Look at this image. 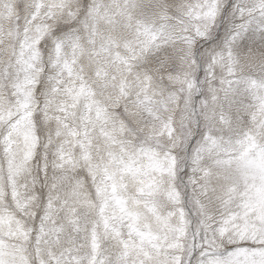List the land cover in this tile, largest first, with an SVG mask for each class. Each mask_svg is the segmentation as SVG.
<instances>
[{
  "label": "snow or ice",
  "instance_id": "1",
  "mask_svg": "<svg viewBox=\"0 0 264 264\" xmlns=\"http://www.w3.org/2000/svg\"><path fill=\"white\" fill-rule=\"evenodd\" d=\"M0 264H264V0H0Z\"/></svg>",
  "mask_w": 264,
  "mask_h": 264
}]
</instances>
